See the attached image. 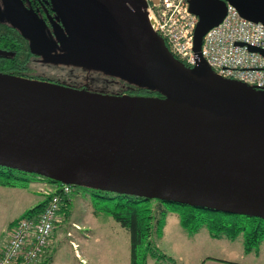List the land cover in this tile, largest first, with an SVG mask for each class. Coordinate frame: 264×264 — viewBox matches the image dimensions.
Masks as SVG:
<instances>
[{
  "label": "water",
  "instance_id": "95a60500",
  "mask_svg": "<svg viewBox=\"0 0 264 264\" xmlns=\"http://www.w3.org/2000/svg\"><path fill=\"white\" fill-rule=\"evenodd\" d=\"M51 2L61 21L51 20L52 33L20 0L5 2L7 20L33 54L163 95L109 93L0 71V165L264 218V89L216 75L199 52L226 2L264 23V0H188L198 17L199 58L192 66L152 28L146 0Z\"/></svg>",
  "mask_w": 264,
  "mask_h": 264
},
{
  "label": "trees",
  "instance_id": "16d2710c",
  "mask_svg": "<svg viewBox=\"0 0 264 264\" xmlns=\"http://www.w3.org/2000/svg\"><path fill=\"white\" fill-rule=\"evenodd\" d=\"M0 36L1 50L10 53H0V71L109 93L163 95L157 88L139 85L103 71L76 64L46 61L30 51L29 44L26 45L25 37L16 28L3 29ZM38 67L44 70H39ZM27 173L0 165V184L24 187L27 185V179L22 174ZM45 178L50 183H59L54 179ZM89 191L93 211L110 214L128 231L130 264H145L148 256L157 259L168 257L164 253L158 252L151 238L154 229L166 215L167 209L160 204L164 200L96 188H89ZM101 199L108 202H101ZM152 200H156L157 203L153 204ZM44 201L43 197L40 202L29 209L28 213L36 214L43 206ZM165 202L174 203L180 224L190 232L197 231L204 226L209 234L216 238L221 236L235 238L239 233H242L244 251L252 250L253 246L264 237V218L201 208L185 203ZM70 203L71 193L62 199L58 212L63 211L66 217L69 216L68 205Z\"/></svg>",
  "mask_w": 264,
  "mask_h": 264
},
{
  "label": "rangeland",
  "instance_id": "374dc122",
  "mask_svg": "<svg viewBox=\"0 0 264 264\" xmlns=\"http://www.w3.org/2000/svg\"><path fill=\"white\" fill-rule=\"evenodd\" d=\"M22 176L27 179L24 187L0 184V244L7 240L13 222L20 216L30 215L29 209L43 199L41 189L51 186L41 175L27 173ZM84 187L72 185L71 203L68 205L70 215L66 217L63 211L58 212L60 220L56 222L48 247L50 259L43 264H130L128 231L110 214L94 212L89 187ZM101 202L108 201L101 199ZM152 203L157 201L152 200ZM160 204L167 209L166 215L151 238L158 252L168 257L157 259L148 256L145 264H203L211 259L245 261L255 259L256 250L264 251V237L247 254L242 233L235 238H216L204 226L190 232L180 224L174 203L164 201ZM70 240L77 242L76 248ZM75 249L79 255L75 254Z\"/></svg>",
  "mask_w": 264,
  "mask_h": 264
},
{
  "label": "built area",
  "instance_id": "2783aa9c",
  "mask_svg": "<svg viewBox=\"0 0 264 264\" xmlns=\"http://www.w3.org/2000/svg\"><path fill=\"white\" fill-rule=\"evenodd\" d=\"M146 2L150 24L169 51L186 65H194L199 58L193 50L198 17L189 10L188 0ZM248 45L263 52L250 50ZM199 52L216 75L264 89V23L242 16L230 2H226L222 19L203 34ZM72 185L51 183L41 189L43 206L36 214L20 216L10 226L8 238L0 247V264H31L48 251L60 203L71 193Z\"/></svg>",
  "mask_w": 264,
  "mask_h": 264
},
{
  "label": "flooded vegetation",
  "instance_id": "af4514ba",
  "mask_svg": "<svg viewBox=\"0 0 264 264\" xmlns=\"http://www.w3.org/2000/svg\"><path fill=\"white\" fill-rule=\"evenodd\" d=\"M9 0H7L8 2ZM14 3V0H12ZM24 5L25 9L34 12L38 17L45 20L47 33H52L51 20H57V13L54 11L51 0H20ZM6 0H0V33L3 29H15L11 23L7 20ZM59 21V20H57ZM61 23V21H59ZM51 36V35H50ZM1 37V36H0ZM26 39V38H25ZM26 45H28V40L26 39ZM2 47L0 46V49Z\"/></svg>",
  "mask_w": 264,
  "mask_h": 264
},
{
  "label": "crops",
  "instance_id": "0c3cea01",
  "mask_svg": "<svg viewBox=\"0 0 264 264\" xmlns=\"http://www.w3.org/2000/svg\"><path fill=\"white\" fill-rule=\"evenodd\" d=\"M58 220H59V216H58L57 221ZM8 235H9V232L7 234V238H8ZM72 241L73 240H70L71 244L73 245V243H74L75 246L74 245L73 246L76 248L77 247V242H75V241L72 242ZM4 243L0 244V247H2ZM74 252H75V254L79 255V252L77 251V249H75ZM245 252H247V254H248V253L251 252V250L245 251ZM254 254H255V257H256L255 259H249V260H245V261L226 260V259H225V261H220V260H224V259H211V260H205L203 262V264H264V251L263 250H256L254 252ZM47 259H50L49 250L42 257H40L39 259H37L36 261H34L31 264H43ZM80 259L84 261V258L81 257Z\"/></svg>",
  "mask_w": 264,
  "mask_h": 264
}]
</instances>
